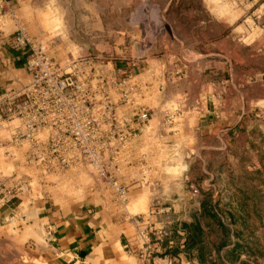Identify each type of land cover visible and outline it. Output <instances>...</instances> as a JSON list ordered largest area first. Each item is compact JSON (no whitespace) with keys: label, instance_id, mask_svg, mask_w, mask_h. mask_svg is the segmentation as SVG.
I'll use <instances>...</instances> for the list:
<instances>
[{"label":"rangeland","instance_id":"rangeland-1","mask_svg":"<svg viewBox=\"0 0 264 264\" xmlns=\"http://www.w3.org/2000/svg\"><path fill=\"white\" fill-rule=\"evenodd\" d=\"M0 40L26 73L0 87L9 264L80 202L139 264H264V0H0Z\"/></svg>","mask_w":264,"mask_h":264},{"label":"crops","instance_id":"crops-1","mask_svg":"<svg viewBox=\"0 0 264 264\" xmlns=\"http://www.w3.org/2000/svg\"><path fill=\"white\" fill-rule=\"evenodd\" d=\"M2 50L0 40V62L10 58L8 66L0 67V87L5 73L13 76L15 82L26 76L24 57L13 53L9 57V53ZM38 217L39 222L51 230L54 240H43L32 247H26L22 240L16 247L18 264H139L138 255L145 241L137 234L131 220L99 202L66 205L51 215ZM7 233L0 235V264H9ZM150 243L157 248V243L152 240ZM160 248L165 252L164 246Z\"/></svg>","mask_w":264,"mask_h":264},{"label":"built area","instance_id":"built-area-1","mask_svg":"<svg viewBox=\"0 0 264 264\" xmlns=\"http://www.w3.org/2000/svg\"><path fill=\"white\" fill-rule=\"evenodd\" d=\"M23 45H24L23 41H18V46L22 47ZM21 123H23V122L21 121ZM22 131H23V130H22ZM19 132H20V130L17 129L16 134L13 135V138H14V139L22 138L23 135L20 134ZM29 137H30V135H26L25 137H23V139H24V138H29ZM141 234H143V233H141ZM47 235H48V240H49V241H53V240H54L51 230L48 231ZM140 258L143 259L142 257H140Z\"/></svg>","mask_w":264,"mask_h":264}]
</instances>
